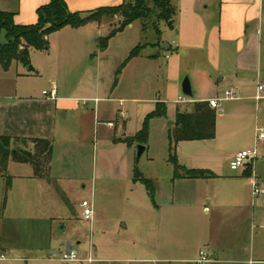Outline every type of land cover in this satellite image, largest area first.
<instances>
[{
    "label": "crops",
    "instance_id": "1",
    "mask_svg": "<svg viewBox=\"0 0 264 264\" xmlns=\"http://www.w3.org/2000/svg\"><path fill=\"white\" fill-rule=\"evenodd\" d=\"M49 1L0 0V11L13 13L17 24H32L37 21V9ZM65 1L71 11H89L124 0ZM177 6L173 26L164 23L162 30L161 24V35L154 31L157 40L142 44L140 53L126 64L131 48L117 51L106 47L93 54L89 47V59L80 64L84 66L77 82L66 88L54 83V98L44 95L45 90L35 96L19 85L15 88L8 79L0 81V136L53 141L51 179L34 177L29 163L12 158L8 176L0 174V264H66L50 254L70 247L84 257L89 255L91 240L79 229L81 223L89 222L71 203L66 186L88 180L81 152L87 145L93 147L91 174L104 182L96 211L94 205L95 223L105 230L110 228L106 204H113L109 188L116 181L132 185L137 217L135 230L127 231L128 223L122 224L128 236L112 240L103 231L104 238L98 237L101 249L92 241L94 261L74 264H198L201 250L209 253L211 262L264 264V200L252 198L253 175L244 173L245 169L230 168L238 152L251 149L253 143L255 147L256 128L264 126V101L256 100L259 86L264 85V0H177ZM106 22L57 30L63 33L73 28L82 36L75 35L71 43L63 40L58 46L49 35V48L42 51L57 47L60 57L54 65H65L68 55L76 61L79 54L87 52L83 47L87 38ZM128 27L134 28V23ZM165 29L169 30L167 39L163 38ZM147 46L160 50L146 54ZM186 76L192 84V97L182 91ZM232 89L235 94L229 96ZM180 97L186 101H179ZM211 99L220 103L218 108L210 106L217 118L223 115L218 112L222 102L230 103L225 110L233 107L228 133L241 142V150L225 158L224 170L199 168L212 170L216 176L211 178H175L173 171L172 180L181 191L179 198L183 199L185 187L194 204L209 205L203 208L205 220L196 219L192 225L199 246L190 251L186 242L171 241L167 236L168 229L182 230L179 224L170 227L166 221L168 214L174 217L182 208L175 195L168 203H153L159 217L158 233L152 228L150 198L147 202L140 190L144 183L135 179L139 144L124 139L142 128L158 102L166 104L170 126L178 111L191 112L195 102ZM162 124L165 132L166 122ZM75 132V159L69 162L66 146H70V135ZM182 165L196 168L191 166L198 164ZM253 170L264 187V168L253 165ZM146 188L151 196L153 189Z\"/></svg>",
    "mask_w": 264,
    "mask_h": 264
},
{
    "label": "rangeland",
    "instance_id": "2",
    "mask_svg": "<svg viewBox=\"0 0 264 264\" xmlns=\"http://www.w3.org/2000/svg\"><path fill=\"white\" fill-rule=\"evenodd\" d=\"M118 18L119 17L105 18L106 20L104 21L108 22L103 24L95 34H91L90 37L87 38V42L83 46L85 49H87V52L85 51V54H79L76 61L68 55L67 60H65V65H54L55 61H57V59L60 57V51L57 50L55 45H52L48 51L34 49L31 52V65L29 66H24L15 59L10 65H7V67L0 65V81L8 79L15 88L17 85H19L25 91H28L35 96L41 95L43 90L49 91L54 83L58 84L61 88H66L68 85L76 83L80 74V70L84 66L80 64H82L84 60L89 59V50L92 48V53L94 54L97 49H100V41L105 37H109L112 30L119 27L120 24ZM133 23L134 28L126 26L123 30L117 32L113 36H110L107 47L117 51L121 50L123 47L125 50L127 48L134 49L140 44H151L157 40L154 31L151 30L146 33L143 32L142 25L139 20H136ZM163 28L164 23H162V30ZM67 29L68 30H65L66 32L63 33L54 31L50 34L52 35L53 41H57L58 46L61 45L63 40H66V42L69 44L73 41L75 35L82 36L80 30L75 32L76 30L73 28ZM165 32L166 34H164L163 38L167 39L169 37V30L165 29ZM96 38H99V42L96 41ZM2 41H5L4 36H2ZM159 50V48L154 46H147L143 52L148 54L157 52ZM162 51L163 50H161V52ZM163 61L164 58L162 57L161 62ZM31 67L36 70H40V72L38 73L36 70H31ZM227 105L230 106V103L222 102L220 108L218 109V112L223 115L218 116L217 118L216 136L214 138L182 141L178 144L176 150L180 163L185 164V162H189V164L198 165H187L188 167L210 168L214 171H220L224 170L225 168V158L231 154H236V152L241 150V142L228 133L230 131L228 127L230 126V118L232 116L231 112L233 107H229V109L225 110ZM163 122H166L165 132L163 130ZM67 124H69V121ZM174 128V122L169 126V120L165 116L154 117L150 120L148 148L137 161V169L143 174L145 178L151 180L153 193L150 196L149 191L146 188L147 186L144 184H140V190L142 193L144 192L143 197L147 202L148 197L150 198V220L152 223L154 222L152 228L156 233H158L159 224L157 223H159V217L158 213L153 209V203H168L171 201V198L174 195L177 202H182V208L176 211L174 217L173 215L168 214V218L166 220L168 224H171L170 227H174L173 223H175V225L179 224L182 230L176 232L173 229H168L167 236L171 241L176 239L186 242L189 250L194 251L198 248L199 242L195 237V231L192 225L196 219L205 220L206 216L204 215L203 208L204 206L209 205L207 202H204L201 205L194 204V199L188 197L191 195L190 191L185 187L182 191L185 193L183 199L179 198L180 187H175V182L172 180L174 169L171 162H169L168 149L170 143L169 130L171 129L173 131ZM76 134L77 132L71 133L70 137L73 141L69 143L70 146H66L68 149L66 151V158L69 162L75 159ZM253 146L254 143L250 148L252 149ZM59 148L60 145L57 146V151H59ZM92 148V145H87L85 150H81L86 159L84 169L86 173L89 174L88 180L83 182H70L68 185H66L69 187L70 191L69 199L73 206L77 209L79 215L82 213L81 202L83 200L93 198L96 211V207L98 208V205L96 206V204H99L102 196L100 189L103 187L104 182L98 180L96 177H93L91 174L93 162ZM258 156V159L254 163L255 168L257 165L261 166V168H264V162H261V157L264 156V142L260 143L258 146ZM109 189L111 191L109 195H112L113 199V204H106V207H108V218L111 221L110 228L105 230L103 229L104 226L102 224L98 222L95 223V221L93 222L92 226L90 223H81L79 225V229L87 234V239L92 240L94 244L99 247V249H101L99 243L101 238L98 240V237L103 236L102 239L104 238V235L101 236L103 231H105L108 237L113 240L114 238H125V235L128 236L127 231L130 229L135 230L133 222L134 217H137V215L133 211V201L135 199L133 198L132 185L126 181H116L110 184ZM126 223H128L129 226L127 231L123 227V225ZM138 236H142L141 232H138ZM102 249H105V247ZM106 253L108 255L111 252ZM93 255L95 256L94 253Z\"/></svg>",
    "mask_w": 264,
    "mask_h": 264
},
{
    "label": "trees",
    "instance_id": "3",
    "mask_svg": "<svg viewBox=\"0 0 264 264\" xmlns=\"http://www.w3.org/2000/svg\"><path fill=\"white\" fill-rule=\"evenodd\" d=\"M178 13L177 0H124L119 5L102 6L89 11H71L65 0H50L37 9V21L32 24H17L14 14L0 11V61L4 67L15 59L24 66L31 65V50H47L48 36L64 27L78 28L90 23H102L105 18L119 17V27L112 30L110 36L123 30L126 26L139 20L143 32L155 31L161 35V24L173 26ZM2 36L5 41H2ZM109 36V37H110ZM109 37L100 41V48H106ZM142 44L131 50L125 60L140 53ZM167 107L164 102H158L156 109L149 113L142 128L134 135L124 140L144 146L149 141V122L154 117L166 116ZM217 113L210 107L209 102H195L191 112L178 111L174 121L175 128L170 133L169 162L173 165L175 178H211L216 174L210 169L187 168L179 163L177 144L180 141L212 139L216 135ZM4 146L11 148V155L0 154V174L8 176V161L10 158L17 162L29 163L34 170V177L51 179V165L53 156V141L42 138H20L0 136ZM18 144V145H16ZM253 165H248L244 173L252 175ZM135 179L142 181L149 189L152 182L137 169ZM9 179L7 188H9ZM209 264H242L220 263Z\"/></svg>",
    "mask_w": 264,
    "mask_h": 264
},
{
    "label": "built area",
    "instance_id": "4",
    "mask_svg": "<svg viewBox=\"0 0 264 264\" xmlns=\"http://www.w3.org/2000/svg\"><path fill=\"white\" fill-rule=\"evenodd\" d=\"M259 93L256 95V100L258 102L264 101V95L262 94V91H264V85L259 86ZM235 94V91L229 90L228 95L233 96ZM44 95L49 97H56V89L53 88L49 91L45 90ZM179 101L185 102V97H180ZM122 102V101H121ZM209 104L213 108H218L220 103L218 99H211L209 101ZM122 115H125L124 111H121ZM110 125H113V123H109ZM264 142V126H259L256 128L255 132V147L253 149H248L244 151L238 152L231 164L230 168L233 171H239L240 169H245L248 165L252 164L254 165L255 161L258 159V146L260 143ZM253 180L251 183V195L254 201L257 199L264 200V187L261 185V183L257 180L254 170L252 171ZM82 207V218L89 222L91 226L93 225L94 217H95V211H94V201L93 199H85L81 202ZM89 255L87 257L82 256L81 251H79L76 248L70 247L65 249H56L53 250L50 254V257L52 259H57L63 263L66 264H74V263H82V262H88L91 263L94 261L93 259V243L92 240L90 242L89 247ZM2 258H5V255L1 256ZM211 262L210 255L207 251L201 250L199 259L197 260L198 264H209Z\"/></svg>",
    "mask_w": 264,
    "mask_h": 264
},
{
    "label": "water",
    "instance_id": "5",
    "mask_svg": "<svg viewBox=\"0 0 264 264\" xmlns=\"http://www.w3.org/2000/svg\"><path fill=\"white\" fill-rule=\"evenodd\" d=\"M30 69L32 70L33 67H31ZM182 91H183L184 95H186L188 97L193 96L192 84H191L190 78L188 76H186L184 78V80L182 81ZM137 149H138V152H137V161H138L140 159L141 155L144 153L146 147L142 144H139V145H137ZM12 152H13V150L11 148L4 146V144L0 140V154L11 155ZM212 258H215L214 255Z\"/></svg>",
    "mask_w": 264,
    "mask_h": 264
}]
</instances>
